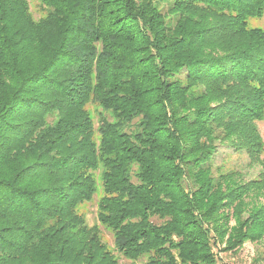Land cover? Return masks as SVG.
Instances as JSON below:
<instances>
[{
	"label": "trees",
	"instance_id": "obj_1",
	"mask_svg": "<svg viewBox=\"0 0 264 264\" xmlns=\"http://www.w3.org/2000/svg\"><path fill=\"white\" fill-rule=\"evenodd\" d=\"M38 2L35 20L0 0V264H119L78 212L99 169L97 219L129 261L217 264L225 237L261 239L264 0ZM217 143L259 174L214 172Z\"/></svg>",
	"mask_w": 264,
	"mask_h": 264
},
{
	"label": "rangeland",
	"instance_id": "obj_2",
	"mask_svg": "<svg viewBox=\"0 0 264 264\" xmlns=\"http://www.w3.org/2000/svg\"><path fill=\"white\" fill-rule=\"evenodd\" d=\"M32 16L38 20L44 15L42 7L38 0H27ZM248 28H260L264 31V13L260 18L250 20ZM88 110L90 117L95 126L97 125V116L100 108L95 105H89ZM262 143L263 154L261 159L264 163V115L262 121L256 124ZM213 171L224 172L229 170L237 171L243 181L254 179L261 171V166H248V158L242 152L235 151L232 147L225 144L217 143L216 152L212 160ZM264 166V164H263ZM217 172V173H218ZM95 195L88 203H84L78 207V212L84 217L89 227H96L102 242L106 245L107 250L111 252L118 260L119 264H143L146 257H141L132 262L121 256L116 251L113 243L112 231L100 225L97 219L98 204L103 196L102 181L100 179V169L94 173ZM244 218L246 216H243ZM233 224V222H231ZM226 237L222 243L212 247V253L215 256L217 264H264V236L256 242L245 241L240 247L234 250H226Z\"/></svg>",
	"mask_w": 264,
	"mask_h": 264
}]
</instances>
